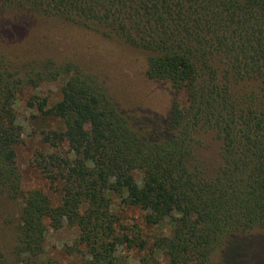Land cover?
I'll list each match as a JSON object with an SVG mask.
<instances>
[{
	"label": "trees",
	"instance_id": "obj_1",
	"mask_svg": "<svg viewBox=\"0 0 264 264\" xmlns=\"http://www.w3.org/2000/svg\"><path fill=\"white\" fill-rule=\"evenodd\" d=\"M50 21L144 51L145 77L171 90L169 114L127 115L97 75L44 58L36 42ZM43 81L60 82L59 99L26 106L61 124L42 130L35 158L51 194L23 188L16 163V105ZM204 133L219 143L214 165ZM10 204L0 264H56L46 240L63 228L78 264H131L122 247L141 253L135 264H211L219 250L220 264H242L243 251L260 264L264 236L250 232L264 229V0H0V215ZM116 204L139 221L123 225Z\"/></svg>",
	"mask_w": 264,
	"mask_h": 264
},
{
	"label": "rangeland",
	"instance_id": "obj_2",
	"mask_svg": "<svg viewBox=\"0 0 264 264\" xmlns=\"http://www.w3.org/2000/svg\"><path fill=\"white\" fill-rule=\"evenodd\" d=\"M36 44L37 49L43 52L44 58L54 59L60 64L69 61L77 63L85 70L97 75L118 108L125 114L135 117L150 115L158 119L165 118L169 114L173 97L171 90L166 85L149 81L145 77L147 54L144 51L120 41L103 38L96 33L86 32L75 26L55 21L47 24V33ZM34 55L37 56V54ZM60 85L59 81H43L36 89L24 88L19 96L16 106L23 135L21 144L16 148V163L21 174L22 186L25 189L39 188L51 194L48 190L49 179H46L42 172L35 168V158L36 153L44 149L42 130L61 129L60 122L35 115V112L26 106V102L34 95L46 97L49 103L56 102L60 97ZM201 140L205 159L209 164H216L219 157V143L211 133H204ZM115 206L121 213L123 225L130 226L139 221V211L128 209L121 212L120 206L118 204ZM17 214L18 208L10 204L5 207V210L3 209L0 220H9L10 222L5 227L11 229L16 223ZM1 233L4 235V231ZM250 233L252 237L264 236V229H254ZM3 239L8 242L11 236L6 234ZM75 239L74 231L69 228L49 232L46 240L48 256L54 258L56 264H78L83 254L74 243ZM69 248L75 249L78 253L73 251L72 255H69L67 251ZM119 253L128 255L131 264H135L141 255L138 251H128L125 247L120 248ZM221 256L220 250L214 252L211 264H220ZM257 259V262L264 264V249L259 251ZM241 261L242 264H256L252 256L245 255L244 251Z\"/></svg>",
	"mask_w": 264,
	"mask_h": 264
}]
</instances>
